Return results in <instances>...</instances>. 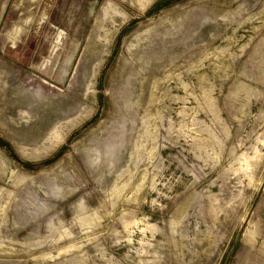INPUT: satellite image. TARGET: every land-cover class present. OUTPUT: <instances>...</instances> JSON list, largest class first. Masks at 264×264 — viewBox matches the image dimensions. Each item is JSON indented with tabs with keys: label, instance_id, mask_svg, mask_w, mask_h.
<instances>
[{
	"label": "rangeland",
	"instance_id": "rangeland-1",
	"mask_svg": "<svg viewBox=\"0 0 264 264\" xmlns=\"http://www.w3.org/2000/svg\"><path fill=\"white\" fill-rule=\"evenodd\" d=\"M0 71V264H264V0H0Z\"/></svg>",
	"mask_w": 264,
	"mask_h": 264
},
{
	"label": "trees",
	"instance_id": "trees-1",
	"mask_svg": "<svg viewBox=\"0 0 264 264\" xmlns=\"http://www.w3.org/2000/svg\"><path fill=\"white\" fill-rule=\"evenodd\" d=\"M174 1H178V0H174ZM159 6L161 7V5H158V6H156L155 9H157ZM0 143H2V145H7V144L1 142V140H0ZM49 163H51V162L50 161H47V162H43V163H39V164H33V165L26 164V167H28L29 169L36 170V169H39L41 167H44L45 165H47Z\"/></svg>",
	"mask_w": 264,
	"mask_h": 264
},
{
	"label": "bare ground",
	"instance_id": "bare-ground-1",
	"mask_svg": "<svg viewBox=\"0 0 264 264\" xmlns=\"http://www.w3.org/2000/svg\"><path fill=\"white\" fill-rule=\"evenodd\" d=\"M113 13H114V12H113ZM99 45H100V44H99ZM96 46H97V45H96ZM96 51H97V50H96ZM84 65H85V64H84ZM4 66H5V65H4ZM4 66H3V67H4ZM1 67H2V66H1ZM5 67H6V66H5ZM7 69H8V68H7ZM4 71H5V69H4ZM0 72H3V71H0ZM6 72H7V71H5V73H6ZM8 72H9V70H8ZM8 72H7V73H8ZM10 72H11V71H10ZM5 73H4V75H5ZM0 74H1V73H0ZM1 75H3V74H1ZM4 75H3V76H4ZM6 75H8V74H6ZM6 75H5V76H6ZM21 90H22V89H21ZM23 91H24V90H23ZM23 93H24V92H23ZM81 93H82V92H81ZM12 97H13V96H12ZM47 113H48V112H47ZM61 114H62V113H61ZM34 115H35V114H34ZM54 115H55V114H54ZM62 115H63V114H62ZM42 116H43V115H42ZM61 117H62V116H61ZM26 118H27V117H26ZM5 126H6V125H5ZM14 134H15V133H14ZM18 135H19V134H18ZM24 135H25V134H24ZM12 136H13V135H12ZM32 184H33V183H32ZM34 185H35V183H34ZM19 189H20V187H19ZM48 209H49V208H48ZM26 214H28V213H26Z\"/></svg>",
	"mask_w": 264,
	"mask_h": 264
},
{
	"label": "flooded vegetation",
	"instance_id": "flooded-vegetation-1",
	"mask_svg": "<svg viewBox=\"0 0 264 264\" xmlns=\"http://www.w3.org/2000/svg\"><path fill=\"white\" fill-rule=\"evenodd\" d=\"M24 1H26V3L28 2V3H31L32 1H34V0H24Z\"/></svg>",
	"mask_w": 264,
	"mask_h": 264
}]
</instances>
